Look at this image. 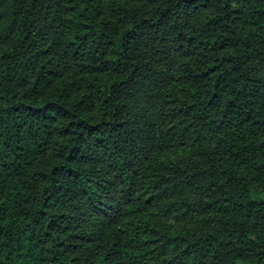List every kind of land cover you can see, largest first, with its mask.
Instances as JSON below:
<instances>
[{"label": "trees", "instance_id": "obj_1", "mask_svg": "<svg viewBox=\"0 0 264 264\" xmlns=\"http://www.w3.org/2000/svg\"><path fill=\"white\" fill-rule=\"evenodd\" d=\"M177 106L214 137L204 228L165 233L149 159ZM263 197L264 0H0V264H144L154 242L264 264Z\"/></svg>", "mask_w": 264, "mask_h": 264}, {"label": "rangeland", "instance_id": "obj_2", "mask_svg": "<svg viewBox=\"0 0 264 264\" xmlns=\"http://www.w3.org/2000/svg\"><path fill=\"white\" fill-rule=\"evenodd\" d=\"M173 47L172 60L176 68L172 76L177 82L176 90L179 91L178 95L181 98L190 100V89H193L195 85L187 79V74L183 71L190 57L184 50H177L176 45ZM180 68H182L181 74L178 72ZM145 104L157 114L161 113L162 106L157 98L151 97ZM166 113L168 116L164 128H169L170 135L162 151L149 159L166 176L154 185L158 188L151 191L156 196L149 217L152 223L165 233L198 231L204 228L201 227L200 222L204 211L199 209L198 205L201 206L204 202L209 183L204 172L199 170V166L206 162V151L210 140L214 137V131L205 129L197 131L193 121L187 117L190 114L178 106L176 111ZM184 120L185 122H182ZM184 128H187V134L182 130ZM157 168L155 171H158ZM190 169L192 172L189 174ZM151 245L144 264H173L172 261L176 255L172 250V243L164 245L154 242Z\"/></svg>", "mask_w": 264, "mask_h": 264}]
</instances>
